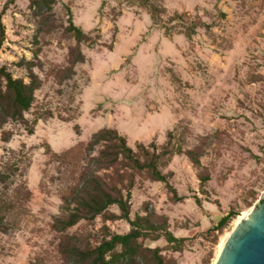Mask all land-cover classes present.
<instances>
[{
	"label": "rangeland",
	"instance_id": "obj_1",
	"mask_svg": "<svg viewBox=\"0 0 264 264\" xmlns=\"http://www.w3.org/2000/svg\"><path fill=\"white\" fill-rule=\"evenodd\" d=\"M36 1L0 0V67L26 83L31 67L42 82L26 121L0 132L7 176L0 202L8 209L0 215V264H69L65 245L97 246L130 232L126 221L109 219L121 215L116 207L66 233L53 228L81 162L62 165L52 156L87 145L103 129L117 130L134 150L155 143L160 152L173 134L170 148L185 153L161 170L185 200L175 202L164 183L139 173L131 219L149 214L186 240L181 252L164 239L142 242L159 248L166 264H215L236 220L264 193V0H151L164 10L160 27L142 0H56L51 10ZM70 14L86 42L68 31ZM175 14L186 25L171 22ZM191 24L199 25L191 39L178 33ZM78 49L85 62L72 66ZM230 213V223L214 230Z\"/></svg>",
	"mask_w": 264,
	"mask_h": 264
},
{
	"label": "trees",
	"instance_id": "obj_2",
	"mask_svg": "<svg viewBox=\"0 0 264 264\" xmlns=\"http://www.w3.org/2000/svg\"><path fill=\"white\" fill-rule=\"evenodd\" d=\"M38 1V2H37ZM35 3L42 8L51 10L56 0H37ZM142 5L150 12L153 24L162 26V14L164 10L151 4V0H142ZM70 13V12H69ZM185 16L175 14L170 21L175 25H186ZM198 24H191L185 28V34L191 39L197 34ZM176 26L165 28V34L172 37ZM68 31L79 44L89 38L84 32L75 26L72 15H69ZM6 39V29L3 24V16L0 14V51ZM95 42L92 41L91 45ZM76 58H73L72 66L85 62V57L78 49ZM30 82L15 79L5 67H0V132L10 123H23L35 101L36 92L41 88L42 82L29 68ZM38 120L34 123L36 125ZM29 135L34 134V128H27ZM169 144L160 152L158 146L152 143L148 147L142 143L137 144V150L131 148L125 137L117 130L103 129L93 135L91 141L78 149L68 153L54 154L51 161L56 160L62 165H71L73 161L81 162L76 172V183L62 191L63 215L55 220L53 228L56 232L66 233L69 229L78 225L81 221H93L100 216H105L112 207L118 208L119 217L111 215L109 219L126 221L131 230L125 235L110 234L97 246H83L77 241L63 247V252L69 264H166L159 248H145V240L159 241L164 239L174 252L184 249L185 239H178L169 229V224L155 222L149 214L137 216L131 219L132 191L139 173H147L155 182L164 183L172 194L175 202H182L184 197H179L167 176L163 174L161 167L176 155L184 154V149L179 146L170 148L173 134H169ZM4 142L10 141L8 134H3ZM186 155L196 167L201 162L194 152ZM7 176L0 173V183H6ZM202 183H207L208 178L202 177ZM198 205L201 200L195 198ZM3 210H8L5 203L0 202V215ZM233 218V213L222 218L214 230L225 228ZM1 222V221H0Z\"/></svg>",
	"mask_w": 264,
	"mask_h": 264
},
{
	"label": "water",
	"instance_id": "obj_3",
	"mask_svg": "<svg viewBox=\"0 0 264 264\" xmlns=\"http://www.w3.org/2000/svg\"><path fill=\"white\" fill-rule=\"evenodd\" d=\"M215 264H264V193L234 229Z\"/></svg>",
	"mask_w": 264,
	"mask_h": 264
},
{
	"label": "bare ground",
	"instance_id": "obj_4",
	"mask_svg": "<svg viewBox=\"0 0 264 264\" xmlns=\"http://www.w3.org/2000/svg\"><path fill=\"white\" fill-rule=\"evenodd\" d=\"M249 212H250V210L247 212V213H243V214H241L240 216H239V218L236 220V222H235V228L237 227V226H239V224L246 218V216L249 214ZM230 237V236H229ZM228 237V238H229ZM228 240V239H227ZM227 240H226V242H227ZM225 245H226V243H225ZM225 245L223 246V248L225 247ZM223 248H222V250H223ZM222 250L220 251V253L222 252ZM219 257V256H218Z\"/></svg>",
	"mask_w": 264,
	"mask_h": 264
}]
</instances>
